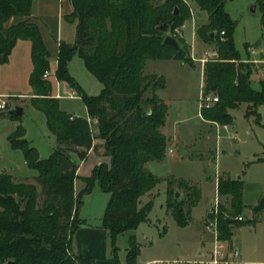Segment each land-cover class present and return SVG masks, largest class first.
<instances>
[{"label":"trees","instance_id":"16d2710c","mask_svg":"<svg viewBox=\"0 0 264 264\" xmlns=\"http://www.w3.org/2000/svg\"><path fill=\"white\" fill-rule=\"evenodd\" d=\"M195 2L208 14V22L197 28V34L217 50V57L204 63V90L217 94L218 101L201 108V117L219 124L232 123L229 109L243 102L248 103V114L258 116L257 107L264 103V89L254 90L250 85L251 69L234 46L236 23L224 8L225 0ZM256 2L264 8V0ZM70 3L72 11L66 18L76 21L75 40L72 44L59 43L54 76L74 88L87 117L68 113L61 108L59 99L51 95L50 82L43 77L49 68V54L37 26L29 20L33 0H0V64L7 61L18 39L31 42L33 67L29 80L34 96L30 102L44 114L46 126L56 140L50 155L42 158L23 137L21 125L9 137L11 147L21 150L27 167L36 175L32 173L33 181L29 182L0 173V264H95L94 258L77 255L71 248L72 235L83 222L78 207L95 185L109 194L101 227L112 246V259L119 264L115 255L117 236L134 230L147 219L152 206L151 190L159 181L144 165L163 159L169 140L161 131L168 107L156 94V90L164 88L165 79L143 74V67L147 60L178 59L192 63L188 45H182L180 39L179 50L164 44L166 31L157 29L160 23L168 22L167 31L174 33L184 24L190 12L183 0ZM12 17L21 20L9 24ZM75 55L102 85L98 94L85 93L69 74L68 63ZM147 91L150 96H145ZM88 118L96 120L97 136L104 140V155L109 159L81 177L84 185L76 195L78 160L85 158L93 141ZM166 181V209L179 225L185 226L188 208L197 203L199 193L195 192L197 196L188 201L186 208L171 188L172 184L187 188L185 182L174 177ZM217 193L229 198L228 207L218 206L217 226L220 238L230 240L232 226L241 223L233 218L242 210V184L219 177ZM142 196L149 199L140 206ZM209 216L212 217L208 213L206 218ZM128 244L126 263L136 264L140 249L134 235H130Z\"/></svg>","mask_w":264,"mask_h":264},{"label":"rangeland","instance_id":"374dc122","mask_svg":"<svg viewBox=\"0 0 264 264\" xmlns=\"http://www.w3.org/2000/svg\"><path fill=\"white\" fill-rule=\"evenodd\" d=\"M254 4L256 8L252 11L251 6ZM224 8L236 23L233 34L234 46L242 61L249 65L251 72L254 70L263 72L264 8L258 5L256 0H225ZM190 23L187 28L189 39ZM166 33L174 36L176 40L180 39L182 45H188V55L191 54V44L186 41L187 39L169 31ZM195 36L206 44L197 46L195 55L199 59L205 55V52L212 51L214 45L200 38L197 31ZM190 40L194 44V37ZM247 46L251 47L254 54L250 53L251 50ZM251 57H261L262 64L253 62ZM190 60L193 63L191 58ZM174 63L166 60H147L143 67V74H165L166 89L157 94L162 98H167L166 101H170L165 128H161V131L170 134L177 131L180 140L175 145L168 137L163 161L154 160L146 164L147 169L159 178L149 197L152 199V206L145 221L139 223L134 230L124 232L119 238L120 256L124 258V247L128 248L129 245L128 237L134 235L140 249L137 264L175 260H182L185 264H194L206 259L207 251L212 250L213 243L206 241L205 232L208 230L203 223V218L205 213L207 216L209 210L215 207L214 200L217 194L215 181L221 177L239 180L242 184V210L236 216L241 215L243 220L238 221L235 217L233 218L237 223H241L236 227L232 237V246L240 253V264H264V208L257 214L253 213V207L261 197H264V103L257 107L258 116L254 113L248 114L249 106L245 102L229 109L232 123L227 124L228 129L226 130L223 129V124L201 122L197 106V98L202 85V71L199 66L201 62L197 61L196 67L187 68V75L184 76L180 71L181 68L175 66ZM48 70L50 71V68ZM70 71L85 93L88 95L99 93L101 84L87 72L81 58L75 56L71 59ZM261 72L250 74L251 85L258 91L264 89V74L261 76ZM49 82L54 92L56 82L51 76ZM58 89L62 95L70 94L66 85L59 86ZM150 95V91L145 93V96ZM9 100L10 108L21 102L18 97H9ZM24 108L22 118H16L19 120H14V122L23 125L28 130L30 145H36L41 156L48 157L52 151L51 146L54 144L52 134H46L44 115L33 109L31 105ZM61 108L77 115H86V109L80 97L72 99L66 97L61 101ZM90 128L95 139L93 155L100 157L105 153L104 140L97 136V126L93 121ZM48 135H51L50 138ZM232 135L236 138L233 139ZM169 148L173 149V153L168 151ZM16 151L22 153L19 149ZM80 161L78 160V166ZM29 171L27 176L15 177V179L23 181L27 179L32 182L31 174L36 175V172ZM170 175L177 177L187 185V188L171 185L172 189L179 188L176 190L182 194L181 200L186 208H188V201L197 196L195 192L199 193L198 189L201 192L200 199L191 207L188 223L185 226L179 225L171 216L166 215V177ZM93 191L82 207L79 217L81 220L87 213H94L99 208L101 199L109 198V194L99 189L97 185ZM149 198L142 196L140 206ZM219 204L228 207L229 198L219 196L218 206ZM208 207L209 209L205 212ZM118 245L115 243L116 257L120 249ZM199 249L204 251L202 256L197 254ZM109 251L113 253L110 242Z\"/></svg>","mask_w":264,"mask_h":264},{"label":"crops","instance_id":"0c3cea01","mask_svg":"<svg viewBox=\"0 0 264 264\" xmlns=\"http://www.w3.org/2000/svg\"><path fill=\"white\" fill-rule=\"evenodd\" d=\"M189 7V18L185 20L183 26H182V32L181 36L182 38L187 39L186 41L191 44V54L189 55L190 58L193 60L192 64L185 63L181 60L178 59H165L166 61H171L175 62V66H178L181 68V73L182 76L187 75V68H192L196 67L197 64L196 62H200L195 55V51L197 50V46L202 45L205 46L206 44L199 40L195 34L197 31V28L200 27L201 25L205 24L208 22V14L206 11L202 10L199 8L195 0H183ZM33 12L29 18L30 22L34 23L38 30L39 34L41 36V40L45 46V49L47 50L49 54V68H50V75L47 76L45 79L49 81V77L51 76L55 82H56V90L53 92L51 90V95L53 97H57L60 102L61 106V101L68 97L69 99L79 97V95L75 92L74 88L71 87L67 82L65 81H59L55 78L54 76V70L57 65V54H58V48H59V43L60 42H65L68 44L74 43L75 40V30H76V21H69L66 17L71 13L72 7L70 0H33ZM21 20L20 17H12L9 21V24H16ZM190 23V39L193 40L194 37V44L192 41L188 38L189 34V29L188 28V23ZM188 32V34H187ZM248 49L251 50V54H254V51L249 47ZM195 55V56H194ZM77 56V55H75ZM73 56V57H75ZM250 56V55H248ZM72 57V58H73ZM252 61L255 63L260 62L262 64V58L261 57H251ZM70 62L68 63V72L71 75V77L74 76L71 74L70 71ZM83 63V61H82ZM178 64V65H177ZM200 69L202 71V83L204 82V65L201 63L199 64ZM262 66V65H261ZM32 59H31V42L28 39H18L13 46L7 61L3 64H0V95H8L9 97H18L20 98V104L23 107V115H24V107L27 105H31L30 99L31 97L34 96L33 89L30 85V74L32 71ZM185 72H184V71ZM261 72V70H254L251 72ZM261 76H263V72H261ZM156 75L162 76L165 79V74L158 73ZM75 80V79H74ZM76 81V80H75ZM77 82V81H76ZM78 83V82H77ZM68 86L70 90V94L68 96L62 95L59 92V86ZM79 85V83H78ZM251 85V82H250ZM80 86V85H79ZM81 87V86H80ZM102 87V85H101ZM252 87V85H251ZM82 88V87H81ZM253 88V87H252ZM83 89V88H82ZM166 89V82L165 86L162 89L156 90V94L159 91H163ZM254 89V88H253ZM101 90V88H100ZM255 90V89H254ZM84 91V90H83ZM85 92V91H84ZM100 92V91H99ZM157 96L162 99L168 107L169 110V105L167 98H162L158 94ZM32 106V105H31ZM197 106H198V116L200 118L201 122L204 123H209L208 121L203 120L201 117L200 113V108H199V96L197 98ZM33 107V106H32ZM10 109V107H9ZM33 109H35L33 107ZM86 109V108H85ZM36 110V109H35ZM67 111V110H66ZM40 112V111H39ZM73 115H77L74 112H69ZM42 113V112H41ZM43 114V113H42ZM22 115V116H23ZM44 115V114H43ZM81 116V115H77ZM167 116H168V111H167ZM83 117H87V111L86 115ZM18 117H13L6 115L5 112H0V173H7L13 176L14 178H22L27 176V174L30 173L29 168L27 167V164L23 158L22 153H18L16 150L13 149L9 143V137L15 132L19 124H16L14 120H19L16 119ZM22 118V117H21ZM20 118V119H21ZM45 118V116H44ZM10 122V124H9ZM166 123V121H165ZM46 125V121H45ZM24 128V138L28 140L30 143L31 140L28 138L29 133L28 130L21 125ZM47 128V126H46ZM165 128V124L162 127V129ZM47 133L46 134H51L48 128L46 129ZM163 131V130H162ZM167 137H169L170 141H173V144L177 145L179 139V135L177 134V131L174 132V134H170L168 132H164ZM49 138L51 135H48ZM53 137V144L54 146H51L52 151L56 146V140L54 135ZM95 142V139L93 138L92 141V146L87 150V154L85 158H83L79 162V166L77 168L76 172V178L74 180V189H75V194L78 195L79 191L83 188V182L81 181V177L83 176H88L91 173V170L93 167L100 162H106L108 161V156L102 155V156H96L94 157V149H93V144ZM37 148L38 152L39 149L36 145H32ZM171 149V151H170ZM51 151V152H52ZM169 152L173 153V149L169 148ZM39 155L41 156L40 152ZM44 158V156H41ZM181 157V156H180ZM157 161H163L157 160ZM154 162L153 161H148L145 163L146 164ZM147 168V167H146ZM168 177H174L175 176H167ZM216 184V192H217V179L215 181ZM176 184H174L175 186ZM98 187V186H97ZM99 188V187H98ZM100 189V188H99ZM175 189V188H174ZM176 189H179L176 187ZM175 189V190H176ZM94 188L91 190V192L85 194L82 197V202L80 206L78 207V216L80 217V213L82 211V207L85 205L86 200L90 198V196L93 194ZM199 190V199H200V189ZM180 195H182L180 193ZM107 196V195H106ZM182 197V196H181ZM219 198L218 193L216 194L214 202ZM108 201V197L101 199L99 208L95 210V212H89L83 217V222L75 229L72 239H71V248L72 251L80 256L83 257H92L95 259V264H115V262L112 259V255L109 251V242H108V237H107V232L104 228L101 227V218L104 213L105 205ZM214 204V203H213ZM212 205V204H210ZM209 205V207H210ZM209 207L205 210L209 209ZM187 210V209H186ZM191 213V208H188V214H187V220H188V215ZM166 215L171 216L169 210L166 209ZM173 218V217H172ZM206 218V213L205 217L203 218V223L205 222ZM93 219V220H91ZM174 219V218H173ZM202 227V226H201ZM203 229V227H202ZM233 233L229 241L231 244L233 243V234L236 229V227L232 226ZM204 230V229H203ZM205 231V230H204ZM124 233V232H123ZM119 234L116 239V243L118 245V240L122 236V234ZM206 241H213V235L210 231H206ZM130 237V235H129ZM128 237V238H129ZM204 246V243L202 244ZM119 246V245H118ZM119 254H118V262L119 264H127L126 263V252H127V247H124V258L120 256L121 252V247L119 246ZM208 253V251H207ZM197 254L199 256H202L204 254V251L202 249H199L197 251ZM138 260L136 259V264Z\"/></svg>","mask_w":264,"mask_h":264},{"label":"built area","instance_id":"2783aa9c","mask_svg":"<svg viewBox=\"0 0 264 264\" xmlns=\"http://www.w3.org/2000/svg\"><path fill=\"white\" fill-rule=\"evenodd\" d=\"M183 26V25H182ZM182 26L180 28H176L174 31V35L178 34L181 35ZM221 35L224 34V31H221ZM217 57V50L215 48L212 49L210 52H205V55L198 60L204 65L206 61L213 60ZM264 73V71H263ZM50 75V71L46 70L43 74V77L46 78ZM9 96L7 95H0V111H5L9 109ZM218 101V96L215 93L206 92L204 90V82L201 85V90L199 93V108L210 107L214 103ZM96 123L95 119L88 118V122ZM223 129H228L227 124H223ZM233 139L236 138L235 135L231 136ZM171 151V149H170ZM209 214L212 217H207L204 224L208 231H210L213 235V248L212 250L208 251L207 258L203 260H199L194 264H240V253L237 249H235L232 244L220 238L219 230L217 226V213H218V199L215 201L214 209L209 210ZM235 219L238 221H242L243 217L241 215L235 216ZM147 264H185L182 260H175L171 262H164V261H153ZM187 264V263H186Z\"/></svg>","mask_w":264,"mask_h":264},{"label":"water","instance_id":"95a60500","mask_svg":"<svg viewBox=\"0 0 264 264\" xmlns=\"http://www.w3.org/2000/svg\"><path fill=\"white\" fill-rule=\"evenodd\" d=\"M255 8H256L255 4L251 6L252 11H254ZM177 13H178V10L175 9L174 14H177ZM167 26H168V22H163L157 26V29L165 32V31H167ZM212 35H213V33H212ZM163 43L166 45H169V46H171L177 50L180 49L178 41L176 40V38L174 36L168 34V33L165 34V36L163 38ZM6 115L21 118L23 115V107L21 105H15L14 107H12L6 111ZM174 196L176 199L181 198V195H180L178 190L175 191ZM263 208H264V197H261L260 200L258 201V203L253 207V213L257 214ZM7 264H12V262L8 261Z\"/></svg>","mask_w":264,"mask_h":264}]
</instances>
